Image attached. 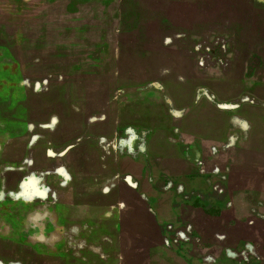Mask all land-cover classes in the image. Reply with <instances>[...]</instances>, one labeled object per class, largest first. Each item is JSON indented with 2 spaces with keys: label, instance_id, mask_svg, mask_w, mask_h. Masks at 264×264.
Returning a JSON list of instances; mask_svg holds the SVG:
<instances>
[{
  "label": "crops",
  "instance_id": "0c3cea01",
  "mask_svg": "<svg viewBox=\"0 0 264 264\" xmlns=\"http://www.w3.org/2000/svg\"><path fill=\"white\" fill-rule=\"evenodd\" d=\"M100 86L58 76L0 121V264L264 260V130L245 131L251 158H237L247 112L220 126L193 86L183 103L148 87L114 110ZM187 225L194 240L174 246Z\"/></svg>",
  "mask_w": 264,
  "mask_h": 264
},
{
  "label": "rangeland",
  "instance_id": "374dc122",
  "mask_svg": "<svg viewBox=\"0 0 264 264\" xmlns=\"http://www.w3.org/2000/svg\"><path fill=\"white\" fill-rule=\"evenodd\" d=\"M179 36L185 45L164 46ZM58 76L102 85L114 110L148 87L183 103L193 86L219 107L220 126L225 110L247 112L235 142L249 160L245 131L264 130V0H0V121ZM173 233L174 246L194 240L189 226Z\"/></svg>",
  "mask_w": 264,
  "mask_h": 264
}]
</instances>
